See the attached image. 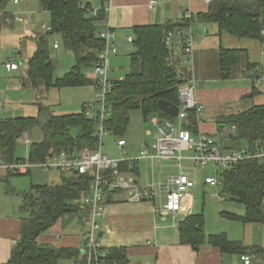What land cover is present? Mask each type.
Segmentation results:
<instances>
[{
    "label": "trees",
    "instance_id": "obj_1",
    "mask_svg": "<svg viewBox=\"0 0 264 264\" xmlns=\"http://www.w3.org/2000/svg\"><path fill=\"white\" fill-rule=\"evenodd\" d=\"M9 0H0L3 8ZM40 6L49 12L51 31L47 34H59L63 46L74 56V65L60 77L53 76V63L47 48V35L37 38L36 48L26 60L25 83L34 88L49 90L84 85H96L93 78L86 76L83 69L94 66L98 54L104 46L99 37L98 23L105 18L104 5L96 15L92 14L89 3L82 0H38ZM103 2V0H102ZM192 22L216 23L219 32L226 31L236 38L259 40L264 45V0H210L205 12L181 17L175 22L164 24L138 25L132 27L134 51L130 55V66L136 67L121 79L112 80L106 94L108 116L104 121L107 132L122 138L125 134L129 112L140 110L143 120L157 114L174 119L165 114L158 106L163 99L170 104L179 105L178 89L184 83L174 64V53L164 44V36L175 27L189 26ZM245 58V68L241 61ZM218 72L222 79L232 78L239 73H249L257 69V64L246 59V52L240 48L219 47ZM264 64L258 66L261 74ZM253 76L254 73H249ZM254 91L250 93L252 96ZM83 103L79 112L54 115L49 114L42 121L35 116H16L0 119V161L16 160L17 137L23 131L38 127L42 133L40 140H33L29 146L30 157L45 155L51 151L66 150L72 153L84 148L93 150L99 142L96 125L98 119L85 114ZM88 107V106H87ZM188 128L198 132V120L194 109H188ZM217 133L223 127L235 126L238 139L250 145L264 142V105H254L245 112L220 116L215 119ZM217 134V135H218ZM211 135V134H210ZM224 137H220L222 139ZM231 139V138H229ZM234 140V139H232ZM126 169L125 165L121 166ZM137 170L135 171V173ZM221 187L230 198L243 203L242 215L224 212L220 214L228 219L241 222L264 224V208L260 198L264 188V163L255 159L243 160L228 169L220 170ZM10 171L0 172V181L8 182ZM17 175V174H16ZM56 183L31 184L29 190L20 192L21 203L16 218L19 220V236L12 245L10 256L0 264H59L61 259L77 263L81 260V249L56 246L52 243H40L39 235L45 233L66 213L77 212L86 205H74L69 202L88 192L90 176L60 172ZM114 192L106 194L105 202L111 200ZM178 241L198 250L203 243L217 247L222 253L246 255L252 250L261 253L258 247H247L241 240H231L224 232L205 234L204 214L198 212L185 216L178 224ZM258 248V249H257ZM105 264H126L127 256L121 247L107 248L102 257Z\"/></svg>",
    "mask_w": 264,
    "mask_h": 264
},
{
    "label": "crops",
    "instance_id": "obj_2",
    "mask_svg": "<svg viewBox=\"0 0 264 264\" xmlns=\"http://www.w3.org/2000/svg\"><path fill=\"white\" fill-rule=\"evenodd\" d=\"M9 1L13 5L11 12L7 8L8 4L0 8V37L4 35L15 41L23 38L30 40L33 46L29 45L25 51L28 52V56L26 57L28 59L36 48L37 38L42 36L46 30V28H43V25H47L43 23L34 28L32 17H26V15H30L31 11L35 9V7L30 8L34 0ZM36 2L38 11L49 15V12L40 6L39 1L36 0ZM83 3L90 4L92 13L94 10L98 11L103 5L104 8L109 9L108 15L106 16L105 14L104 20L98 23V33L106 29L111 30L114 35V44L117 46L116 50L125 43L133 42V40L131 42L128 41L126 37L129 32L131 33L130 35H133L132 27L134 26L175 22L178 21L182 14L195 15L205 12L209 4L205 0H154L153 7L149 8V0H103V2L102 0H82ZM16 17L20 19L18 20ZM15 22L22 23L23 25L14 28ZM189 27L193 33V46L192 54L186 62L188 64L181 62L182 55L180 53H174L173 59L180 66L179 72L184 81L191 74H194L198 79L195 89V100L202 106V109L199 115L197 131L211 134L215 138H218L217 125L215 123L216 118L245 112L254 105H264V75L261 76L258 69L259 65L264 64L262 43L256 39L236 38L226 31L219 32L217 24L213 22H192ZM50 31L51 29L48 30V32ZM55 44L53 43V48L58 49L59 46L56 44L57 46L54 47ZM220 46L244 49L247 56L246 59L250 63L258 65L257 69L252 70L254 75L250 76L249 73L252 72H245L239 73L232 78H220L217 57ZM16 49L15 52L19 57L25 53L22 50L23 48L19 46ZM133 51L134 48L128 52L129 60ZM112 57L119 58V55L116 52V54H111L108 57L110 79H121L124 75L120 74V66L109 63ZM9 60L17 62L14 57L8 56L3 61V64ZM241 67L242 69L245 68L244 55ZM91 68L92 76L89 77L93 78L96 83V78L93 75V66ZM18 70L19 66L14 70H7L5 68V71L8 73L17 72ZM116 72L117 75L115 74ZM256 74L260 75L261 78L256 79ZM21 79L25 80V78ZM27 85L25 83L23 87L18 85L15 88L26 89V87H30ZM94 87L96 88V85ZM252 91H254V94L249 96ZM5 97L9 98L8 90L1 89L0 103L2 107L4 104L2 100ZM49 114L45 110H42L38 118L42 121ZM153 116L158 117L159 115L154 114ZM174 120L177 121V116H174ZM224 128H228V126L223 127L222 130ZM147 132H149L147 135H151L150 131ZM225 137L229 138V135ZM151 144L152 142L150 144L145 142L144 146L149 147ZM142 161L146 162V164L142 163ZM142 161L139 163L135 175H139L143 181L141 176L143 168L141 164L145 165V169H149L148 165L150 162L146 160ZM150 166L153 167V163H150ZM146 175H148L147 171ZM170 176L172 175H166L162 179L158 178V180H165ZM203 184L206 185L205 183ZM206 186L216 188L209 185ZM191 190L183 208L185 211L193 213L198 212L202 207L199 208L197 205ZM221 192L223 191L221 190ZM157 207L158 204L149 201L130 202L127 200V195L124 192L113 193L111 200L106 203L99 221L100 227L97 237L101 245L107 248H123L127 256L126 264H244L243 255L222 253L217 247L211 246L208 243L200 245L198 250H193L189 245L180 244L177 228L179 222L183 219L182 215L179 214L175 217L161 215ZM90 217L91 210L86 207L80 208L77 212L66 213L55 223V226L51 227L49 233L39 235L37 241L40 243H52L59 247L81 249L83 235L87 229ZM232 220L239 223L229 226V229L222 232L231 240H241L247 247L260 248L262 250L261 253H255L252 250L246 255L250 257V264H264V224L241 222L236 219ZM18 229L19 220L17 218L0 214V262H5L9 258L12 248L11 240L18 238ZM70 262L67 260L64 264H69Z\"/></svg>",
    "mask_w": 264,
    "mask_h": 264
},
{
    "label": "built area",
    "instance_id": "obj_3",
    "mask_svg": "<svg viewBox=\"0 0 264 264\" xmlns=\"http://www.w3.org/2000/svg\"><path fill=\"white\" fill-rule=\"evenodd\" d=\"M209 3L210 0H205ZM18 2V0H14ZM154 0H149L148 7L152 8ZM106 16L108 8H104ZM93 15L97 11H93ZM190 15L180 16L187 18ZM16 19H20L16 17ZM43 28H51L43 25ZM264 35V31L262 32ZM103 39L104 46L98 54V60L93 66V75L96 78V90L94 101L85 108L88 117L98 119L96 125L99 137L98 145L95 149L84 148L79 152L72 153L66 150L49 152L45 155L38 154L34 159L30 157L29 148L23 157H17L11 162L0 161V171H10L14 174H27L35 168L43 172L57 170L59 172L78 175L88 174L90 182L88 192H82L80 196L72 201L74 205H86L91 210V217L87 229L83 235V245L81 248V260L77 263L71 261L69 264H105L102 259L107 252V247H103L97 237L99 221L105 209V197L109 192H124L130 202L149 201L158 203V212L161 215L185 216L190 212L184 210L189 191L194 187L195 180L192 179L183 169L182 161L189 160L194 167L201 169L211 166L214 173L228 169L243 160L255 159L264 163V142L262 140L254 142L252 145L246 142L240 147L224 148L220 146L218 139L213 135L193 132L188 128V109H194L195 116L199 121L202 106L195 100V89L198 79L191 74L178 89V113L177 121L165 117H153L150 123L155 130V141L149 147H142L138 154L122 155L120 157H110L103 153L102 135L107 132L104 121L108 116L106 94L109 92L112 80L109 76L108 57L116 54L113 32L109 29L99 33ZM128 41L133 40V35L126 37ZM166 48L173 53L182 55L181 62L186 63L192 54L193 33L189 26L176 27L168 30L164 36ZM57 45L55 44L54 47ZM262 56L264 58V45H262ZM7 70L18 68L16 62L7 61L4 64ZM261 75H264V67ZM2 104L0 103V109ZM218 134V138L235 133V126L224 128ZM149 134V132H147ZM195 137V138H194ZM23 145L30 146L32 139L27 131L21 132L17 137ZM116 145L119 149H125L126 140L124 137L118 138ZM191 152L190 156H183L182 152ZM175 160L178 169L177 174L165 180L146 179L144 182L139 175H135L139 163L142 160L153 163L156 160ZM125 165L126 169L121 166ZM204 183L209 186H221V180L214 175L204 178ZM223 200V196H219ZM260 205L264 208V188L260 198ZM17 240L12 239L14 245ZM243 263L250 264L248 255H243Z\"/></svg>",
    "mask_w": 264,
    "mask_h": 264
},
{
    "label": "rangeland",
    "instance_id": "obj_4",
    "mask_svg": "<svg viewBox=\"0 0 264 264\" xmlns=\"http://www.w3.org/2000/svg\"><path fill=\"white\" fill-rule=\"evenodd\" d=\"M36 0L30 5L35 7L31 11L30 15L26 17H32V25L37 28L43 23H46L47 27L50 25V17L47 13L38 11L36 8ZM8 4V5H7ZM7 8L11 12L13 7L10 1L7 2ZM16 10V9H15ZM14 11V10H13ZM17 13V12H16ZM23 18H25L23 16ZM44 21V22H43ZM42 22V23H41ZM195 24V23H194ZM22 23L15 22L14 28H18ZM196 27V26H195ZM11 29V28H8ZM46 29L43 35H47V48L53 63V76H62L66 71L70 70L74 65V56L70 50H67L62 43V39L59 34H47ZM129 32L127 35L129 36ZM53 43H56L59 48H53ZM29 45H32L30 40L20 39L11 40L10 37L1 35L0 37V90H8L9 98L5 97L3 107L0 109V119L1 117H16V116H39L40 111L48 112L54 115L69 114L74 112H79L81 110V105L83 103H89V106L95 99L94 95L98 92L93 85H84L80 87H68L55 89L50 88L47 92L41 88L26 87V89H16V86L23 87L25 84L24 79L26 78L27 62L26 57L28 52H25ZM23 48L25 52L21 57L15 52L17 49L14 47ZM117 47V46H116ZM133 44L128 43L122 45V47L117 48V54L119 58H110L109 63L113 65L120 66V74L126 75L131 70H136V67L130 66V60L128 57V52L132 50ZM14 57L19 65V70L17 72L8 73L5 71L3 61L6 57ZM8 60V59H7ZM171 63L174 64L175 69L179 73L180 66L172 58ZM188 64V63H186ZM185 64V65H186ZM182 69V68H181ZM83 72L86 76H92V68H85ZM117 75V72L115 73ZM22 76V77H21ZM110 76V75H109ZM179 76L181 77L180 73ZM262 76V75H261ZM256 79L261 78L260 75L256 74ZM28 86V85H27ZM154 116L150 115L147 121L143 120L140 110L135 109L129 112V121L123 135L126 140L125 149H119L116 146V141L118 136L106 132L102 135V146L101 150L103 153H108L111 156L120 157L124 155H134L138 154V151L145 142L150 144L153 143L156 138L155 130L149 123L150 119ZM147 131L151 132V135H147ZM29 134L33 140H40L42 133L38 127H34L29 131ZM195 138V137H194ZM220 146L228 149L231 147H240L246 144V141L241 139L232 140L229 138H217ZM29 146L23 145L20 141L17 142L15 148V156L23 157L27 153ZM133 150V151H130ZM183 156H190L191 152L183 151ZM146 164V162L142 161ZM142 165V179L143 182L148 179L163 178L166 175H175L178 172L175 160H156L153 162V167L148 165L149 169H145V165ZM182 167L184 171L195 180V186L192 188L191 192L196 199V203L199 208H203L204 214V231L205 234L220 233L229 226L235 225L239 222L224 218L220 215V212H233L239 215L244 214L245 206L236 200L230 198V194L227 192H221V186H215L216 188L208 187L204 185V178L208 175H214L217 179L222 180L219 174L214 173L211 166H207L204 169L194 167L189 160L182 161ZM146 171L148 175H146ZM2 172V171H0ZM60 172L57 170H52L50 172H43L39 168L33 169L27 174H14L9 176L8 182L0 181V214L7 216H14L16 218V213L18 206L21 203V198L19 193L29 190L31 184L36 183H54L59 181ZM147 176V177H146ZM215 194V195H213ZM219 196H223V200ZM158 204L157 202H155ZM55 226V225H54ZM51 228L45 233H49ZM226 232V231H225ZM66 259H61L59 264L66 263Z\"/></svg>",
    "mask_w": 264,
    "mask_h": 264
},
{
    "label": "water",
    "instance_id": "obj_5",
    "mask_svg": "<svg viewBox=\"0 0 264 264\" xmlns=\"http://www.w3.org/2000/svg\"><path fill=\"white\" fill-rule=\"evenodd\" d=\"M158 106L165 114H168L170 116H176L178 113V106L170 104L163 99H160L158 101ZM229 138L236 140L238 139V136L229 134Z\"/></svg>",
    "mask_w": 264,
    "mask_h": 264
}]
</instances>
